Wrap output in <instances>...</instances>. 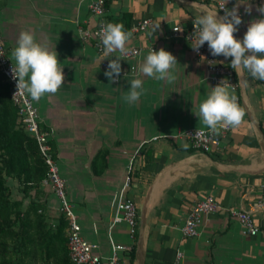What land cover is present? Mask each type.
<instances>
[{"label": "crops", "instance_id": "crops-1", "mask_svg": "<svg viewBox=\"0 0 264 264\" xmlns=\"http://www.w3.org/2000/svg\"><path fill=\"white\" fill-rule=\"evenodd\" d=\"M92 1L0 2V34L12 63L19 34L28 31L57 52L63 67L65 81L60 90L33 102L41 127L50 134L82 237L96 244L94 253L102 257L109 255L110 241L131 245V253L122 255L125 264H170L176 250L183 253L182 264H264V208L258 204L264 181L263 83L245 70L231 68L232 58L216 56L219 64L234 72V94L245 110L243 121L230 128L218 149L208 154L189 146L185 149V140L178 137L185 130L205 128L195 113L212 89L192 45L172 36V29L189 28L209 11L223 16L217 0H106L105 19L114 23L128 14V29H124L132 37L126 47L139 50L136 58L121 60L120 79L113 83L101 65L119 53L98 54L78 32L79 27L96 25L89 12ZM236 2L227 0L226 5L231 9ZM248 3L252 12L245 14L241 5L243 23L234 33L240 40L252 21L264 18L256 11L264 0ZM143 19H151L153 25L133 32L132 27ZM152 48H163L177 58L174 82L140 72ZM131 65L135 74L125 75ZM137 78L143 80L145 91L130 104L123 97L130 81ZM126 176L130 177L126 195L138 216L133 238L124 224L112 226L115 197ZM7 182L15 188L11 197L20 199L16 182ZM41 190L44 214L54 227L61 216L58 202L47 188ZM204 197H211L220 209L201 218L196 236L182 237L186 215ZM230 211L248 213L259 232L243 234Z\"/></svg>", "mask_w": 264, "mask_h": 264}, {"label": "clouds", "instance_id": "clouds-1", "mask_svg": "<svg viewBox=\"0 0 264 264\" xmlns=\"http://www.w3.org/2000/svg\"><path fill=\"white\" fill-rule=\"evenodd\" d=\"M225 3L227 4V0ZM241 5H244L245 14H251L252 6L248 0H237L231 9L221 8L224 10L223 16L209 11L197 17L193 25L194 31L198 32V39L191 47L198 52L207 43L212 56L232 58L231 68L245 70L252 79L264 81V18L252 21L243 39H237L234 33L243 23L239 14ZM256 11L264 15V5L258 6ZM157 28L159 25L154 32ZM101 34L105 55L119 53L115 59L109 60L104 72L109 83H113L120 79L121 60L129 51L126 45L132 33L125 31L123 24L109 22L102 27ZM11 57L15 61L11 75L17 81V92L26 93L32 100L39 101L45 95H55L64 85L65 76L57 52L49 50L46 44L37 42L31 32L23 31L19 34ZM177 63V58L171 52L163 48L159 51L152 48L144 59L140 72L146 77L172 83L176 79L174 72ZM144 91L143 80L133 79L123 99L134 104ZM195 115L206 129L219 133L224 129L238 127L243 121L245 110L238 104L234 91H230L229 86L221 81L200 103ZM187 147L188 145H184L185 149Z\"/></svg>", "mask_w": 264, "mask_h": 264}, {"label": "built area", "instance_id": "built-area-1", "mask_svg": "<svg viewBox=\"0 0 264 264\" xmlns=\"http://www.w3.org/2000/svg\"><path fill=\"white\" fill-rule=\"evenodd\" d=\"M1 1L2 0H0V2ZM216 6L217 9L224 14V10L221 8L227 7L226 3L222 0H217ZM89 12L97 19L96 25L92 29L79 27L78 32L82 40L91 41L95 51L98 54H102L104 49L101 29L104 25L109 23V21L105 19L107 13L106 0L92 1L89 5ZM152 25L151 19H143L132 27L131 30L133 32H143ZM172 36L179 37L194 46L198 39V32L194 31V25L192 23L189 28L183 30L174 27L172 29ZM192 51L197 60L204 64L206 78L209 81L211 89L223 81L224 84L229 86L230 91L235 90L234 72L230 68L217 62L216 56L214 57L210 54L207 43L200 47L198 52L194 51L193 48ZM138 54V49H129L128 53L124 55L122 59H134ZM13 65L8 55V49L0 34V74H2L8 84L9 98L16 108L17 116L26 134L33 138L46 167V174L40 185L43 188H47L58 202L59 213L66 223L65 234L70 261L72 264H125L122 255L130 254L132 250L131 245L116 244L110 241V253L107 257H102L94 253L97 245L88 242L82 237L77 215L73 210L72 203L67 198L65 180L60 175L58 162L54 157L50 144V134L41 127L37 108L30 96L24 92H17V81L14 80L11 75V68ZM107 65L106 62H103L101 66L103 69H107ZM135 72V66L131 65L125 75L135 74ZM229 130L230 128L221 130L219 133H214L206 128L188 129L181 132L178 137L185 140L186 144L192 149L208 154L218 149L221 140L227 135ZM130 169L131 164L128 167V171ZM129 184L130 177L126 176L115 197L112 226L121 223L124 224L127 227L128 236L133 238L137 230L138 216L134 203L126 195ZM258 204L264 208V181L260 187V201ZM219 209V205L211 197H204L198 200L191 207L184 219L181 226L182 237L191 238L196 236L197 226L201 218L213 214ZM230 213L236 217L243 234L255 235L259 232V227L254 224L253 219L248 213L244 211H230ZM182 260L183 253L180 250H176L170 264H182Z\"/></svg>", "mask_w": 264, "mask_h": 264}, {"label": "trees", "instance_id": "trees-1", "mask_svg": "<svg viewBox=\"0 0 264 264\" xmlns=\"http://www.w3.org/2000/svg\"><path fill=\"white\" fill-rule=\"evenodd\" d=\"M128 22L125 13L114 23L128 29ZM45 174L36 144L26 134L10 101L8 84L0 74V254L8 258L0 264H72L64 218L60 216L52 227L44 214L40 184ZM7 179L16 182L20 199H12Z\"/></svg>", "mask_w": 264, "mask_h": 264}, {"label": "rangeland", "instance_id": "rangeland-1", "mask_svg": "<svg viewBox=\"0 0 264 264\" xmlns=\"http://www.w3.org/2000/svg\"><path fill=\"white\" fill-rule=\"evenodd\" d=\"M9 186H11V190L12 191H15V188L12 186V185H9ZM20 194V193H19ZM22 196V195H21ZM13 199V198H12ZM16 200V199H15ZM2 259H4L5 261L8 259L7 257L6 258H4L3 256H2V254H0V262L2 261ZM33 264H42L41 262H36V263H33Z\"/></svg>", "mask_w": 264, "mask_h": 264}]
</instances>
